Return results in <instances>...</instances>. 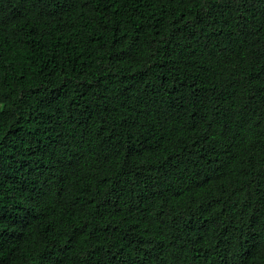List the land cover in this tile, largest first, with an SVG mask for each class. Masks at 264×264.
<instances>
[{"label": "trees", "instance_id": "obj_1", "mask_svg": "<svg viewBox=\"0 0 264 264\" xmlns=\"http://www.w3.org/2000/svg\"><path fill=\"white\" fill-rule=\"evenodd\" d=\"M0 264H264V0H0Z\"/></svg>", "mask_w": 264, "mask_h": 264}]
</instances>
